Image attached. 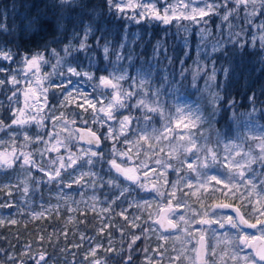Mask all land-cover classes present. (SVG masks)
Returning a JSON list of instances; mask_svg holds the SVG:
<instances>
[{
    "label": "trees",
    "instance_id": "trees-1",
    "mask_svg": "<svg viewBox=\"0 0 264 264\" xmlns=\"http://www.w3.org/2000/svg\"><path fill=\"white\" fill-rule=\"evenodd\" d=\"M134 2H139V0H134ZM155 2L156 7L162 12L163 0H155ZM208 2L220 3L221 0H208ZM58 5L59 0H0V28L4 29L0 31V49L10 50L13 54L12 60L0 59V69H4V71H0V80L5 81L3 85H0V120L6 124L11 121L13 112L16 110L9 109L13 104L12 99H9L12 97L10 91L13 84L9 81L12 76L17 77L19 75L18 67L22 64V57L33 55L36 52L43 53L47 60H53L56 66L55 72L63 82L67 84V81L71 80V85H77L76 89H80L84 94L91 92L93 96L97 91L100 92L99 89L94 90L93 88L97 80L89 81L85 77L71 76L67 72L69 65L76 67L77 71H81L80 66L82 65L83 70L94 72L96 77L107 76L109 73L118 72L124 68L127 69L130 77L136 75L137 71L151 72L150 83L147 85L150 89L160 88L162 78L166 76L169 84H165L163 88L164 102L165 99L168 101L169 98L173 100L176 95H187L196 100L207 115L215 110L216 115L212 120L213 127L208 130L209 138L213 131H218L217 133L222 138L225 136L224 130H227V132L231 131L234 136L229 137L241 141L245 140L241 134V126L238 125L244 120L246 112L257 114L258 117L255 120L264 123V117L260 111L264 110V48L261 47L260 42V37L264 35V28L257 27V25L264 23V15L260 14L259 5L256 9L258 14L251 17L252 24H248L242 18L245 14L243 7L240 8L238 16L229 17V21H222L221 16L225 9L221 7L219 15L204 18L208 20L207 25H193L190 21L181 20L179 27L175 20L169 25L148 19L136 23L135 20L128 18L132 15L133 9H127L123 14L118 13L114 8L109 11L105 0H73L72 6L65 8ZM194 6L203 7V4L197 3ZM232 7L234 5L230 3L228 8ZM251 10V6H249L247 11L250 12ZM135 11L138 12L140 9L136 8ZM36 17L41 18L45 30L39 32L26 31L25 26ZM61 17H65L63 22L67 31L57 32L55 22ZM67 17H71V19H67ZM77 19L91 22L98 29L88 41L92 46L88 55L94 58L91 68H89L83 52H73L59 65L55 62L57 57L52 55V49H55L61 57H64L63 48L69 42L74 21ZM229 23H231V27H229ZM82 27V24H77L76 30L79 31ZM185 27L188 31L184 30ZM202 27H207L211 31V35L204 40H201L199 35V30ZM102 32L103 36L110 41V52L107 59H105L102 48L96 47V38L100 37ZM236 33H239V36L235 35ZM125 35H127L128 42L121 49V39ZM157 41L161 43L162 47L154 53L153 49L157 45ZM217 41L221 42V48L214 52L212 45ZM72 43L77 44L78 41L73 40ZM103 43L104 39H101L100 44ZM116 54L124 58L116 61ZM50 62L53 64L52 61ZM197 62L203 66V71H200L193 80ZM214 66L217 69L230 66L234 72L226 78L217 71L216 79L214 81L208 80ZM182 71L183 76H181ZM54 80L56 79L50 80V86H56L57 83H54ZM173 80L177 82L178 91L169 94L168 88ZM129 83V81H123V85H127L125 88L129 87ZM54 89L55 91L48 96L51 98V102L55 98L54 108L56 109H54V113L52 112L53 115L60 112L66 113L69 109H82L78 105L82 104L83 100L76 90L72 94L79 98L78 101L75 100L77 102L74 105H66L63 98L64 87L58 92L56 88ZM215 93H219L221 99L213 105L212 99ZM253 96L254 105L249 100V97ZM135 99L137 98L135 97ZM92 100L95 102L97 99L93 98ZM229 101H234V107L229 105ZM253 107L255 111H252ZM77 111L79 113V110ZM125 111L129 113L131 109ZM5 116H7L6 120L3 119ZM151 123L152 126H156L158 120L153 117ZM84 125L100 134L103 146L101 149L92 150L98 153L103 152L105 162L108 163L112 154L111 151H104L106 139L103 131L87 123ZM151 129L152 127L148 126L149 132ZM130 132L128 130L126 136L121 135V137L135 136V133L131 134ZM37 134L45 138L46 132ZM74 134L76 136V133ZM121 137L116 140L119 142L115 146L118 150L125 145ZM245 141L246 145L251 144L247 140ZM42 143L43 141L34 145ZM67 146L69 151L75 150L78 146L81 149L89 148L79 145L75 139L70 144L67 143ZM58 153L65 154V149H61ZM15 169L16 167H12V169L11 167L0 168V184L12 178L13 173H17V171H13ZM106 170H103V174L99 171L96 173H99L101 177L113 178L116 176L120 187L129 186L130 182L116 175L113 169ZM36 173L43 175L40 170ZM64 176L65 174L62 175V177ZM30 178L33 182L35 176L31 175ZM60 180L62 181L63 178ZM42 186L43 184L40 183V188ZM55 188L56 184L54 183V185H49L45 191L53 193ZM5 189L7 190L5 186L0 185V205H10V207H0V213L7 218L0 224V264H22V262L23 264H35V260L30 257L38 259L42 252L46 254L48 264H85L95 259H100L105 264H141L140 259L145 253L146 244L144 242L143 245H140V240H137L129 249L132 234L127 231L126 224V222H130L129 218L136 222L137 215L145 213L141 207H137L139 197H135L136 191L133 193L129 188V192L124 198L129 204V208L125 210L127 219L122 217L114 208L118 207L121 199L115 204H111V202L107 204L111 206L112 211L108 214L105 213L106 219H104L99 217L92 207L76 206L74 210H70L65 203L58 207L47 201L46 206L49 203L51 207L47 208L44 213L35 209L30 210L34 213L31 214L20 200L15 198H13L14 201L7 200L8 196L4 195ZM117 189L119 188L109 185L108 187H101L100 190L107 191L106 197L112 201L115 197H110V195L114 191L115 195H119L120 189ZM231 202L237 203L243 213L250 218L241 204L235 200ZM12 220H15L16 223H10ZM102 228L103 231H101ZM97 230H100V233H97ZM137 230H141V227H137ZM90 236L93 238L92 241L102 237V245L96 250L95 256L88 255L85 258L86 254L89 253L87 243ZM108 239L115 240L114 243H111V247L105 241ZM152 245L153 243H149L148 247L151 248ZM109 248L114 249V251H108ZM129 255L131 256L130 261L128 260Z\"/></svg>",
    "mask_w": 264,
    "mask_h": 264
},
{
    "label": "snow or ice",
    "instance_id": "snow-or-ice-1",
    "mask_svg": "<svg viewBox=\"0 0 264 264\" xmlns=\"http://www.w3.org/2000/svg\"><path fill=\"white\" fill-rule=\"evenodd\" d=\"M106 4L108 5L109 11L113 8L118 13H125L127 9H133L132 15L128 17L129 19L135 20L136 23H140L142 20H155L161 24L169 25L175 20L177 22V26H180L181 20L190 21L193 25H207L208 20L204 19L205 17H211L212 15H219V9L223 7L225 9L224 14L221 16L222 21H229V17H234L239 15V10L241 7L245 9V14L242 17L244 20L247 21L248 24H252L251 17L256 16L258 13L256 11L257 5H259L261 15H264V0H221L220 3H209L208 0H163V11L161 12L156 7L155 0H139V2H134V0H105ZM197 3H202L203 7L194 6ZM232 3L234 7L228 8V5ZM73 0H59V7L65 8L72 6ZM251 6V11H247V9ZM136 8H139L140 11H135ZM65 17H61L55 22V30L57 32H64L67 31L65 24H64ZM67 19H71V17H67ZM82 24L83 27L80 28L79 31L76 30V25ZM231 23H229V27H231ZM259 28H264V23L257 25ZM3 28H0V31H3ZM25 30H31L33 32H39L45 30V25L42 22L40 17L33 18L29 23L25 26ZM91 22H85L83 19H77L74 21L73 29L71 30V36L67 45L64 46L63 52L64 57H61L60 54L55 50L52 49V55L57 57V65L63 63L64 58L73 54V52H83L85 54V58L88 61V66L91 68L94 63V58L88 55L89 50L92 46L88 43L89 38L94 35L97 31ZM185 31H188L187 27L184 28ZM102 31V30H101ZM243 31V29H242ZM199 35L201 40L207 38V36L211 35V31L207 27H202L199 30ZM235 35L239 36V33ZM104 39V43L101 45L100 40ZM138 39V37H136ZM78 41L77 44H73L72 41ZM128 42L127 35L123 36L121 39L120 48L122 49ZM261 47L264 48V35L260 37ZM110 41L102 35L96 38V47L102 48L103 53L105 55V59L110 52L109 47ZM162 47L161 43L157 41V45L154 47V53L158 48ZM243 47V45H241ZM221 48V42L217 41L215 44L212 45V50L218 51ZM115 54V53H114ZM124 57L116 54V61L122 60ZM0 59L9 61L13 59V54L10 50L5 51L0 49ZM75 59V57H74ZM22 62L25 64L26 68L31 71L35 69L34 75H37L40 72L41 65L47 63L48 61L45 59L43 53L36 52L31 56H24L22 57ZM171 62V61H170ZM183 64V61H181ZM81 71H77L76 67H72L71 65L68 66L67 72L71 76L77 77H85L87 80L92 81L94 79L97 80V83L93 85L94 90L99 89L100 94L103 99H107L108 103L104 104L103 99H97L95 102L92 99H89L87 95L81 92L80 89H76L77 94L81 97L84 103L78 105L81 108H84V105L87 104L88 108L93 110L94 114L104 113V117L106 119H100L99 122L103 126L107 121H116L119 124V132L114 134V130L111 126L108 128V134L104 137L105 139H112L118 140L119 135H125L130 128L132 120L134 119L130 114L129 115H122V118L117 119L116 113H120L121 109L124 108H138L142 111V118L145 122V128L139 130V135L136 138V141H130L125 138L126 144H134L136 147L137 153H139L141 147V141L148 145L149 149L154 151L153 146L149 143L150 138L154 136L156 140H167L169 141L170 151L167 154L170 159H179L177 155L180 151V148L183 149V153L185 154V159L179 160L180 164L183 165L186 163L187 154L191 153L195 160L192 163H187V171L194 172L196 174V182L198 184L199 189H205L207 191L208 186L212 185L213 192H220L224 196L231 195L233 197L236 196V192L239 191L240 185H248L250 184L251 187L247 189V203L252 205L251 214L253 216H264V181L261 182L260 190H256V184L254 181L246 177V172H254L252 169V164L259 162L262 167H264V135L256 137L259 139L260 143L257 147L260 149L258 155H254L251 150L247 152H243L241 155V148L239 144L236 143H226L224 145V155L221 156L217 149L208 146L207 137H204L203 133L201 132L199 136L191 129L196 128L199 129L201 125L208 123L211 125L213 118L216 115L215 110L210 112L207 116H205L199 107H193L188 105L186 107L175 106V111L172 112L165 108V102L163 100V88L165 84H169L167 77L162 78V84L160 88H153L150 89L147 87L150 83L151 72H140L137 71L136 75L129 76L127 69L124 68L119 70L118 72L114 71L109 73L107 76H99L96 77L95 73L92 71H85L83 70V66L81 65ZM0 71H4V69H0ZM203 71V66H200L197 62L196 72L193 75V80H195L196 75ZM217 71L221 72L226 78L234 72V69L229 67H221L220 69L215 68L212 69L211 74L208 76V80H215ZM27 75V73H25ZM181 76H183V71L181 72ZM48 78V74H45L43 79L37 75L36 79V89H32L31 86L29 87V91L32 92V97L36 99V102H39V98L37 97V90H40L41 93H46L47 88L43 85V80ZM122 81H129V87L125 88L124 85L121 83ZM13 85L18 84L20 81L16 78V76H12L11 80L9 81ZM5 83L4 80H0V85ZM68 84H71L72 81H67ZM207 83V81H206ZM176 81H172L168 88V93H174L178 91L176 88ZM58 87H66V85H58ZM109 90V91H105ZM149 94H151V98L149 99ZM13 96L16 95L14 91L12 93ZM72 95L71 92H67L65 99L67 100L68 97ZM134 97H136L135 103L129 105V101H131ZM11 99V97H9ZM28 93L25 92V106L27 107L28 101ZM46 101V96H45ZM221 97L219 93H215L213 95L212 103L215 105ZM250 102L254 105L255 99L253 97H249ZM231 107H234V101L228 102ZM97 104H100V107L97 108ZM87 111V109H84ZM252 111H255L253 107ZM152 114V115H150ZM264 114V113H262ZM243 115V114H241ZM250 115V113H249ZM153 116H158L160 119L165 121L163 127L161 129L152 128L151 132L147 130L148 126H150ZM13 119L11 120L10 124H5L3 120H0V130L4 128H11L13 125H17L20 127H24L28 125L31 121H36L35 116L27 115L24 112V109H16L13 112ZM57 119L61 118H54V122ZM98 119V115H94L93 122H96ZM139 119V118H136ZM175 122V127H173V123ZM38 126H42V121H36ZM65 123V129L67 127V121ZM85 123H87L85 121ZM183 124V128L187 129L188 131L185 133H180L176 131V128H179ZM261 132H264V128H261ZM87 139L86 143L89 145H95L99 147L100 145V137L97 136L96 132L91 131V129L87 130ZM24 141L26 142L23 146L27 147L28 143H39L43 140V137L40 135H36L35 137L29 136L27 132H24ZM52 136V134H49ZM219 135V133L217 134ZM178 138L180 141L184 142L180 145V148H177L176 145L172 144V138ZM56 139V143L52 145L51 151L59 152L60 146H65L64 141L58 138V135L53 137ZM79 139L84 140L85 136L80 135ZM198 140H202V143H198ZM15 142V135H13V143ZM3 143V141H0ZM219 143V141H218ZM49 150L47 147L45 151ZM39 151V150H37ZM83 155H75L70 154L68 156V163L67 166H72L77 164L78 160H83L84 164L87 165H94L97 161L93 158L98 157L99 159H103V152H96L93 151L91 147L88 149L81 150ZM131 149L127 151H120L115 147L113 144L112 148V158L108 161L111 166V169H114L115 172L119 176H123L124 179L130 182L131 185H136L141 189L155 191L157 195H164L161 192L160 188L153 184L152 189H148L147 185L148 182H151L152 177L148 176V173L145 171L141 173V169L147 168V163L145 161H141L139 164H134L132 162V157L128 155ZM164 148H160V152H163ZM40 155H43V152H40ZM86 157V159H85ZM120 158V162H118L117 158ZM237 157H241L237 159ZM17 160H22V166H34L39 167V170L44 172L45 175L48 176L49 181L55 180L56 178L61 176V169L65 168V162L63 157H60V166L52 171H46L43 167L36 165L35 160L32 157V153L20 151L19 155H17V150L13 147L12 151L9 152L7 149L4 151H0V167L8 166L12 167ZM157 165H160L165 170L169 167H173L167 161H163L160 158L155 160ZM195 165V166H194ZM218 165H222L224 169H226L227 175L226 178H222L219 175H212L210 174L211 171L215 170ZM177 172L180 171L179 168L175 169ZM143 176V178H142ZM85 177H90L91 179L88 181L90 186L95 187L97 184L103 186L105 183L119 188V195H117L112 201L111 204H115L116 201L120 200L121 197L125 195V193L129 192V187H120V185L116 182L115 178H109L107 181H104V178L99 175V173L92 172L91 169L87 172H81L78 179L74 180L73 183L79 184L81 180ZM161 177L157 176L156 179L159 180ZM186 179V178H182ZM180 181L174 182L171 185L172 191L168 194L169 200L167 208L160 205L158 206V210L156 215L158 217H162L161 220H157L156 223L159 224L161 231V235L159 239L167 240L168 236L163 235L164 231H167L168 228L171 229H178V224L173 223L171 218L174 215L171 200L175 199V193L177 190V185ZM212 182H215L212 184ZM217 185H223L222 188L216 187ZM71 187V184L67 185ZM186 187L193 188V183L191 180H187ZM7 187V186H5ZM24 191L27 192L28 188L25 187ZM196 192H192V195H195ZM244 194H242L243 197ZM203 196V193H201ZM92 199H95L93 197ZM186 204V202H185ZM256 204H259L260 207L257 208ZM141 205H137L140 207ZM144 206H148L147 202H145ZM201 206L203 207V202L201 201ZM0 207H10V205H0ZM224 209H232L235 213V216L232 215H223L218 210ZM93 210L95 207L93 206ZM104 212H111V206L108 208L102 209ZM123 215V212L120 213ZM42 215V214H37ZM151 213L149 217L151 218ZM127 219V217H125ZM166 219L167 226H165L164 220ZM180 221H183L186 227L181 229L189 239L184 241L183 243L189 244L192 243V240L195 239V244L193 245L191 251L195 254L192 257H188L184 255V252L181 251L177 253L175 257H170L172 264H175L176 261L180 260L181 256H184V259L190 260V264H208V261L204 258L207 255V242H206V233L210 230L213 235H215V229L212 228V225L217 224L220 228H224L225 225L230 226L232 229H236L239 233L237 239L239 244L245 248H254V245L250 242L251 240L259 239L264 241V220L257 219L255 224H251L241 215L238 209L233 208L232 205L227 203H218L212 206H209L208 209L200 212V213H193L191 218L186 219L183 215L179 217ZM3 223V220H0V224ZM10 223L15 224L16 221L12 220ZM133 226L135 225V221L131 222ZM198 225V228L193 229L191 225ZM259 225V227H258ZM249 229H256L259 232V237L256 236L255 233H244V228ZM104 229L102 228L101 231ZM199 233V238L196 239L193 236V232ZM84 238L83 236L81 237ZM141 237L133 235L132 241L129 244V249H131L132 244H134L137 240ZM43 239V237H41ZM225 241H228L227 236H225ZM97 248L101 247V245H97ZM159 247H162L159 246ZM108 251H114V249L109 248ZM146 251V250H145ZM157 251L158 254L163 257V252H159L158 249L154 250ZM95 256L96 255V248L90 249L89 253L86 254ZM211 255H216L215 248L212 249ZM230 255V258L233 261H238V253L233 251L230 254L225 251L223 254L220 255V261L224 260V256ZM256 256L259 257V260H256ZM31 259L35 260V264H48V259H46L45 253H40L39 258L30 257ZM128 260H131V256L129 255ZM252 260L255 261V264H261L264 262V248L256 251L255 256L252 257ZM23 264V262H22ZM92 264H105L104 261L100 259H95L92 261ZM149 264H151V260L149 259ZM245 264H247V258H245Z\"/></svg>",
    "mask_w": 264,
    "mask_h": 264
},
{
    "label": "rangeland",
    "instance_id": "rangeland-1",
    "mask_svg": "<svg viewBox=\"0 0 264 264\" xmlns=\"http://www.w3.org/2000/svg\"><path fill=\"white\" fill-rule=\"evenodd\" d=\"M160 1V0H159ZM31 56V55H30ZM66 58V57H65ZM64 58V61H65ZM47 60V59H46ZM47 63H44L41 65L40 72L37 74L41 79H43L45 74H48V78L46 80H43V85L48 90L46 93H41L40 90H37V97L39 98V102L36 103V99L32 97V92L29 91V87L31 86L32 89H36V79L37 75H34L35 69L29 71L25 64L22 62L20 67H18L19 72L18 76L16 77L20 82L16 85H13L12 90L10 91V96L12 105L9 109H24V112L27 115L35 116L36 121H42V126H38L36 121H31L28 125L24 127H20L17 125H13L11 128H4L3 130H0V141H3V143H0V151H4L7 149L9 152L12 151L13 147L17 150V155H19L20 151L24 152H30L32 153V157L36 162V165L43 167L46 171H52L56 168H59L60 166V157H63L66 167L61 169V176L56 178L55 180L49 181V178L45 173L43 172V175L37 174L39 172V167H34L31 165L28 166H22V160H17L15 164L12 167H16L15 170L17 173H13L8 181L3 182L0 185L7 186V190L4 193L7 197V200L10 199L14 201L13 198L20 200L24 205L25 209H27L29 212L32 210L37 209L41 213H44L47 208L51 207L49 203L46 201L51 202L54 204V206L61 207L64 203L67 204L70 208V210H74L76 206L80 207H95L96 212L98 213V216L101 218L106 219V214L109 212H104L102 209L108 208L107 205L109 202H111L110 199H108L107 191L100 190L103 186H109V184L105 183L103 186H100V184H97L95 187L90 186L88 181L91 179L90 177H85L79 184L73 183L74 180L78 179L81 172H87L89 169H91L92 172L99 171L103 174V170L107 171L106 169H111V166L109 163L105 162V155H103V159H99L98 157H94L93 159L97 161L94 165H87L84 164L83 160H78L77 164L72 166H67L68 163V156L70 154L75 155H83L81 149L79 146L76 147L75 150H67L69 147L67 146V143H71L75 139L76 136L75 132L73 130V126L76 124L84 125L87 124L96 126L100 129V131H103L104 137L108 134V128L111 126L114 130V134L119 132V124L116 121H107L103 126L99 122L100 119H106L104 117V113H98L94 114L93 110L91 108H88L87 104L84 105V108L82 109H69L66 113H54L56 108H54V100L51 102V98H49V94L53 93L55 91L54 88L57 89V92L59 89H62L61 87H58V85H66L64 87V93L63 98L66 102V105H74L79 98L76 96H73L75 93L77 85H71L66 84L63 82L61 77L55 72L56 66L54 65L53 60H47ZM52 61L53 64L50 62ZM57 61V60H56ZM55 61V62H56ZM63 61V62H64ZM57 64V62H56ZM27 73V75H25ZM102 76V75H101ZM54 80V83H57L56 86H50V80ZM123 84V81L121 82ZM124 87H127L126 84H124ZM16 92V95L13 96L12 93ZM25 92L28 93V101H27V107L25 106ZM67 92L73 93L68 99L66 100L65 96ZM85 95L88 96L89 99H103L100 92H96L94 96L88 92L85 93ZM46 96V101H45ZM151 98V94H149V99ZM77 100V101H75ZM136 99L135 97L129 101V105L135 103ZM84 103V102H82ZM103 103L107 104L108 100L103 99ZM170 105V106H168ZM188 105H191L193 107H199L202 111V113L207 116V113H205V110L202 109L200 104L188 97L187 95H176L173 100L171 98L168 99V101L165 99V108L168 110L174 112L175 106H181L186 107ZM79 107V106H78ZM100 107V104H97V108ZM84 109H87L85 111ZM126 109H131V111L128 113L125 111ZM79 110V113H77ZM138 108H124L120 110V113H116L117 119L122 118V115H131L134 119L132 120V123L130 125L129 131H131V134L135 133V136L132 137H121L122 142H125V138H127L130 141L135 142L137 136L139 135V130L145 128V122L142 118V112ZM262 113H264V110H260ZM57 114V115H56ZM94 115H98V119L96 122H93ZM152 115V114H150ZM254 115V116H252ZM255 113H247L244 117V120L239 127L241 126V134L247 142H250L251 144L246 145L245 140H240L237 138H231L234 137L233 133L231 131L227 132V130H224L225 136H222V138L217 135L218 131H213L211 134V137L209 138V129L213 127V123L209 125L208 123H205L200 126L199 129L193 128L191 131L195 132L197 136L200 135L202 132L204 137H207L208 140V146L212 147L214 149H217L221 156L224 155V145L226 143H236L240 145L241 148V155L243 152H247L249 150L252 151L254 155H258L260 152V149L257 147V145L260 143L259 139H256V137H259L261 135H264V132H261V128H264V123H261V121L255 120L257 119L258 115ZM7 116H5L3 119L6 120ZM158 120V123L156 126H152V123L150 126L152 128L161 129L165 123L162 119H160L158 116H153ZM264 117V114H263ZM14 117L11 118V120ZM54 118H61L57 119L54 122ZM139 118V119H136ZM65 121H67V127L65 129ZM11 121L8 123L10 124ZM6 124V123H5ZM237 126V125H236ZM143 127V128H142ZM173 127H175V122L173 123ZM234 127V123H233ZM177 132L185 133L188 130L183 128V124L179 128H176ZM24 132H27L29 136L35 137L37 133L39 132H46L44 135L45 138H43L42 144H36L35 143H28L27 147H24L23 145L26 143L24 141ZM52 134L50 136L49 134ZM13 135H15V142L13 143ZM58 135V138L62 141H64L65 146H60L59 151L61 149H65V154H59L56 151H51L52 145L56 143V139L53 138ZM231 136V137H229ZM216 137V139H215ZM120 139V140H121ZM105 140V139H104ZM68 141V142H67ZM219 141V143H218ZM121 142V141H120ZM202 140H198V143H202ZM106 146L104 148V151H111L112 154V148L113 144L115 146L117 145L116 140L112 139H106L105 140ZM143 147H141L139 153H137L136 147L134 144H126L123 145L122 149H119L120 151H127L128 149H131L130 152H128V155L132 157V162L134 164H139L141 161H145L147 163V168L141 169V175L143 172H147L149 177H152L151 182H148V189L153 188V184H155L157 187L160 188L161 192L164 193V195H157V193L149 190H144L139 188L136 185H131L129 183L130 191H133L135 197H139V205L145 213L137 215V220L135 222V225L137 227H141V230H137L136 226H133L132 218L130 219V222H126L127 224V231L133 235L140 236L139 239L141 244L145 242L146 244V251L144 255L141 257L140 261L141 264H149V259L151 260V264H172V261L170 260V257H175L177 253L183 251L184 255L188 257H192L195 254L191 251L193 245L195 244V239L192 240V243L185 244L183 243L189 237L181 231V229H184L186 225L183 221L179 220V217L183 215L186 219L191 218L193 216V213H200L206 209L209 208V206L218 204V203H224L235 200L241 206L247 211L250 218H248L245 213L244 216L250 220L253 223L257 222V219L264 220V216H253L251 214L252 205H249L247 203V189L251 187L250 184L248 185H240L239 191L236 192V196L233 197L231 195L224 196L220 192H213L212 191V185L208 186L207 191L205 189H199V191H196L198 188V184L196 182V174L194 172L187 171V163H192L195 160V157L189 153L186 157V163L181 165L179 160L185 159V154L183 153V149L180 148V145L184 142L180 141L178 138L173 137L171 143L176 145L177 148H180L179 153L177 154L179 156V159H170L167 155L170 151L169 141L167 140H156L154 136L150 138L149 143L153 146L154 151L152 149L148 148V145L145 144L143 141L140 142ZM48 148L49 150L45 151V148ZM160 148H164L163 152H160ZM86 149V148H85ZM39 150V151H37ZM40 152H43V155H40ZM157 158L162 159L163 161H167L169 164H171L173 167H169L166 170L162 168L160 165H157L155 163V160ZM241 157H237V159H240ZM86 159V157H85ZM118 162H120V158H117ZM41 163V165H40ZM105 163V165H104ZM195 166V165H194ZM4 168H8V166H2ZM0 167V168H2ZM11 167V169H12ZM252 169L254 172H246L245 175L249 179L255 182L256 184V190L259 191L261 187V182L264 181V167L261 166L259 162L252 164ZM179 168L180 171L177 172L175 169ZM96 169V170H93ZM101 170V171H100ZM25 171V172H24ZM28 172V173H27ZM62 177V175H64ZM210 174L212 175H219L222 178H226L227 172L226 169L223 168L222 165H218L215 170L211 171ZM35 176L34 181L31 182L30 176ZM157 176H160L161 178L159 180L156 179ZM40 177V178H39ZM103 177V176H102ZM60 178H63L61 181ZM104 181H107L110 177H103ZM112 178V177H111ZM113 178L116 179L117 177L113 176ZM143 178V176H142ZM186 178V179H182ZM42 179V180H41ZM187 180H191L193 183V188L186 187ZM180 181L177 185V190L175 193V199L171 200V205L175 206V209L173 210L174 215L171 216L174 223L178 224V229H175L170 232H163V235L168 236V239L161 240L159 239V236L161 235V231L158 228V226L154 223V218L157 216L156 212L158 210V206L162 205H168L169 196L168 194L172 191L171 185L174 182ZM54 182L56 184V188L53 193H47L45 191L49 185H54ZM40 183L43 184L42 188H40ZM215 182H212L214 184ZM71 184V187H68L67 185ZM27 187L28 191L25 192L24 188ZM123 187H127L124 185ZM216 187L222 188L223 185H217ZM119 190V189H117ZM192 192H196L195 195H192ZM128 193V192H127ZM121 197V203L118 205V207H114L115 210L118 213H122V217H125V210L129 208V204L125 198L126 194ZM201 193H203V196H201ZM242 194L243 197H242ZM118 195V194H117ZM115 191L114 193H111L110 197H116ZM44 199H43V197ZM95 197V199H92ZM201 201L203 202V207L201 206ZM124 202V204H123ZM145 202H147L148 206H144ZM186 202V204H185ZM237 204V203H234ZM238 205V204H237ZM239 206V205H238ZM256 207L259 208L260 205L256 204ZM31 210V211H30ZM223 215H232V212L229 210H218ZM106 213V214H105ZM151 215V218L149 217V214ZM31 214H34L31 212ZM143 217H145L143 219ZM7 218L0 213V220L5 221ZM141 221H138L140 220ZM131 225V226H129ZM130 227V228H129ZM193 229L198 228V225H191ZM259 227V225H258ZM212 228L215 229V235L209 230L206 233V240H207V256L206 260L208 261V264H245V258H247V264H255V261L252 260V254L250 251L246 250L243 246L239 244V241L237 239L239 233L236 229H232L230 226L225 225L224 228H220L219 225L214 224L212 225ZM244 233H255L256 235H259V232L256 229L253 230H243ZM97 233H100V230H97ZM193 236L198 239L199 233L193 232ZM225 236H227L228 241H225ZM94 237V236H93ZM102 237L96 239V241H92V236L88 239V250L96 248L97 245H102ZM106 243H109L111 247V243H114L115 240L108 239L105 240ZM149 243H153L151 248L148 247ZM162 247H159L161 246ZM100 248V247H99ZM215 248L216 255H211L212 249ZM158 249L159 252H163V257H161L157 251H154ZM225 251H227L229 254L233 251L237 252L238 255V261H233L230 258V255L224 256V260L220 261L219 257L221 254H223ZM93 260H90V262H86L85 264H92ZM43 264V263H42ZM175 264H190V260L184 259V256H181L180 260L176 261Z\"/></svg>",
    "mask_w": 264,
    "mask_h": 264
},
{
    "label": "water",
    "instance_id": "water-1",
    "mask_svg": "<svg viewBox=\"0 0 264 264\" xmlns=\"http://www.w3.org/2000/svg\"><path fill=\"white\" fill-rule=\"evenodd\" d=\"M88 129H90V128H89V127H86V126H83V125H74V126H73V130H74V131L76 132V134H77L76 140H77V142H78L79 144H81V145H89V144L86 143L87 134H88V133H87V130H88ZM91 131H94V130L91 129ZM94 132H96V131H94ZM96 134H97V136L100 137V135L98 134V132H96ZM80 135H84V136H85V139H84V140L79 139V136H80ZM89 146H92V147H95V148L100 149V148L102 147V140H101V137H100V145H99V147H96L95 145H89ZM224 203H227V204L232 205L233 208L238 209V210L240 211L241 215H243L241 209H240L237 205H235V204H233V203H229V202H224ZM164 207L167 208V205H165ZM172 209H173V210L175 209V206H174V205H172ZM224 210H229V211H231V212L235 215V213L232 211V209H224ZM243 216H244V215H243ZM244 218H245V217H244ZM161 219H162V217H158V216H156V217L154 218V223L158 226L159 229H160V226H159L158 223H156V221H157V220H161ZM245 219L248 220L247 218H245ZM248 222L251 223V224H254L253 222H251V221H249V220H248ZM164 223H165V226H167L166 219L164 220ZM173 223H174V222H173ZM244 229H249V228H246V227H245ZM173 230H175V229L168 228V230H167V231H164V232H170V231H173ZM160 231H162V230L160 229ZM256 236L259 237V235H256ZM250 242L254 245V248H245V249L248 250V251H250V252L252 253V256H255L256 251L260 250L261 248H264V241H261V240H259V239H256V240H251ZM241 246H242V245H241ZM206 251H207V250H206ZM206 256H207V255H205V257H204L205 259H206ZM255 258H256L257 261L259 260V257H258V256H256ZM261 263L264 264V262H261Z\"/></svg>",
    "mask_w": 264,
    "mask_h": 264
},
{
    "label": "flooded vegetation",
    "instance_id": "flooded-vegetation-1",
    "mask_svg": "<svg viewBox=\"0 0 264 264\" xmlns=\"http://www.w3.org/2000/svg\"><path fill=\"white\" fill-rule=\"evenodd\" d=\"M37 103V102H36ZM81 146H83V145H81ZM88 147H91V146H88ZM92 149H95L94 147H91ZM113 171H114V173L116 174V175H118L116 172H115V170L113 169ZM119 176V175H118ZM119 177H121L122 179H124V177L123 176H119ZM125 180V179H124ZM126 181V180H125ZM250 230H253V229H250ZM245 248V247H244Z\"/></svg>",
    "mask_w": 264,
    "mask_h": 264
}]
</instances>
